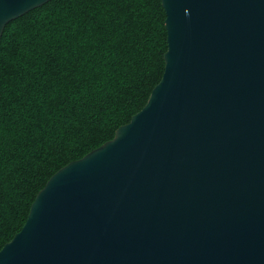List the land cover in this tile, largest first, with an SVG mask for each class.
Listing matches in <instances>:
<instances>
[{"label":"water","instance_id":"water-1","mask_svg":"<svg viewBox=\"0 0 264 264\" xmlns=\"http://www.w3.org/2000/svg\"><path fill=\"white\" fill-rule=\"evenodd\" d=\"M53 0H0V40ZM165 70L57 171L0 264H264V0H162Z\"/></svg>","mask_w":264,"mask_h":264},{"label":"trees","instance_id":"trees-1","mask_svg":"<svg viewBox=\"0 0 264 264\" xmlns=\"http://www.w3.org/2000/svg\"><path fill=\"white\" fill-rule=\"evenodd\" d=\"M162 0H53L0 40V250L61 168L114 138L165 70Z\"/></svg>","mask_w":264,"mask_h":264}]
</instances>
